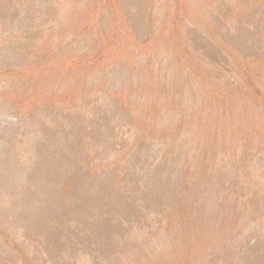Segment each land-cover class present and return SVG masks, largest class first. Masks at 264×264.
<instances>
[{
  "label": "rangeland",
  "instance_id": "rangeland-1",
  "mask_svg": "<svg viewBox=\"0 0 264 264\" xmlns=\"http://www.w3.org/2000/svg\"><path fill=\"white\" fill-rule=\"evenodd\" d=\"M0 264H264V0H0Z\"/></svg>",
  "mask_w": 264,
  "mask_h": 264
}]
</instances>
